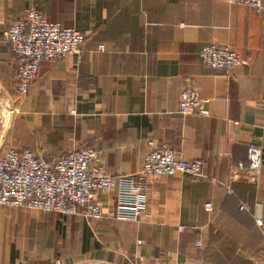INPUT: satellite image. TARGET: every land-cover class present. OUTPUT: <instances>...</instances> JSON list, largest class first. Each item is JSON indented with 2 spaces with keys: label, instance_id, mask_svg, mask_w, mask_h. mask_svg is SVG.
Returning a JSON list of instances; mask_svg holds the SVG:
<instances>
[{
  "label": "crops",
  "instance_id": "1",
  "mask_svg": "<svg viewBox=\"0 0 264 264\" xmlns=\"http://www.w3.org/2000/svg\"><path fill=\"white\" fill-rule=\"evenodd\" d=\"M30 8L85 40L79 56L42 61L17 98L5 32ZM208 43L233 48L244 63L204 66L198 51ZM187 85L208 115L178 111ZM1 103L16 112L0 124V153L25 148L51 162L90 147L116 177L141 168L152 139L201 160L203 175L151 178L137 221L0 206V264L264 261V166L250 182L247 160L249 142L264 156V11L223 0H0ZM110 198L94 201L104 211Z\"/></svg>",
  "mask_w": 264,
  "mask_h": 264
},
{
  "label": "built area",
  "instance_id": "2",
  "mask_svg": "<svg viewBox=\"0 0 264 264\" xmlns=\"http://www.w3.org/2000/svg\"><path fill=\"white\" fill-rule=\"evenodd\" d=\"M223 1L249 6L257 13L264 11V0ZM5 36L16 57L13 90L17 98L28 93L42 61H61L69 55L79 56L85 40L80 31L48 20L36 8H30L11 24ZM96 50H104V45L98 44ZM198 56L204 66L212 69L223 70L244 63L236 50L216 43L203 45ZM178 111L183 115H208L205 99L192 85L180 91ZM15 112L14 106L0 104L2 128L9 124L10 116ZM147 145L141 168L116 177L104 171L96 151L90 147L69 150L51 162L29 149L8 147L0 153V206L24 207L60 215H73L83 209L87 216L94 218L137 221L146 212V193L151 178L177 172L192 178L203 175L201 160L185 159L161 140L151 139ZM247 160L249 181L257 182L264 166L262 148L257 142H249ZM227 193H230L229 189ZM101 195H111L104 211L94 201ZM205 208L211 210V204L206 203ZM249 208L245 203L239 205L240 210ZM256 264H264V261Z\"/></svg>",
  "mask_w": 264,
  "mask_h": 264
},
{
  "label": "water",
  "instance_id": "3",
  "mask_svg": "<svg viewBox=\"0 0 264 264\" xmlns=\"http://www.w3.org/2000/svg\"><path fill=\"white\" fill-rule=\"evenodd\" d=\"M93 264H109L107 262H96V263H93Z\"/></svg>",
  "mask_w": 264,
  "mask_h": 264
},
{
  "label": "rangeland",
  "instance_id": "4",
  "mask_svg": "<svg viewBox=\"0 0 264 264\" xmlns=\"http://www.w3.org/2000/svg\"><path fill=\"white\" fill-rule=\"evenodd\" d=\"M8 120H9V119H8ZM8 120H7V121H8ZM7 121H6V122H7Z\"/></svg>",
  "mask_w": 264,
  "mask_h": 264
}]
</instances>
